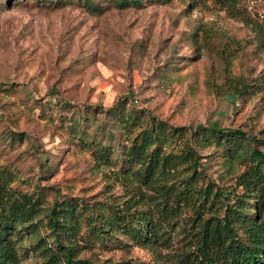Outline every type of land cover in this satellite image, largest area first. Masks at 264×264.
Listing matches in <instances>:
<instances>
[{"label":"rangeland","instance_id":"obj_1","mask_svg":"<svg viewBox=\"0 0 264 264\" xmlns=\"http://www.w3.org/2000/svg\"><path fill=\"white\" fill-rule=\"evenodd\" d=\"M113 104L137 116L130 131L106 112ZM151 117L264 135V0H0V175L43 206L15 234L16 264H45L54 200L106 212L130 192L161 209L168 241L96 239L82 216L77 255L190 264L195 227L212 207L120 175L130 137ZM256 144L264 151V139ZM212 148L197 184L228 188L242 164Z\"/></svg>","mask_w":264,"mask_h":264},{"label":"trees","instance_id":"obj_2","mask_svg":"<svg viewBox=\"0 0 264 264\" xmlns=\"http://www.w3.org/2000/svg\"><path fill=\"white\" fill-rule=\"evenodd\" d=\"M117 2L120 6L141 4V0ZM106 112L115 115L129 131L137 117L122 113L115 104ZM139 125L123 151L126 165L120 175L171 195V199L181 197L183 203L212 207L213 212L201 215L195 227L193 249L184 256L190 264H264V151L256 144L264 135L256 138L240 128L215 124H197L187 130L153 117ZM211 146L222 151L229 163L234 160L242 164L228 188L208 182L197 184L203 175L201 157L210 155L202 151ZM9 181L0 175V264H16L15 234L22 226H34L32 219L43 207L40 194L14 188ZM140 196L130 192L108 211L95 206L86 214L82 213L83 204L74 198L54 200L44 212L52 235L45 264H96L77 255L74 237L82 216L91 224L90 232L96 239L112 237L119 231L141 246L166 243L169 234L161 209L138 206ZM101 264L131 263L129 259H106Z\"/></svg>","mask_w":264,"mask_h":264}]
</instances>
